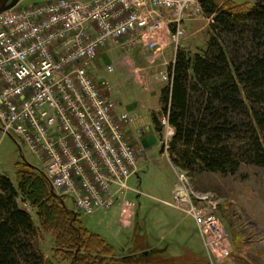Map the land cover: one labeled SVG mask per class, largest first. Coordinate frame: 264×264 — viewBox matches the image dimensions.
Segmentation results:
<instances>
[{
    "label": "built area",
    "instance_id": "2783aa9c",
    "mask_svg": "<svg viewBox=\"0 0 264 264\" xmlns=\"http://www.w3.org/2000/svg\"><path fill=\"white\" fill-rule=\"evenodd\" d=\"M199 3L47 0L0 14V130L14 133L43 167L51 189L71 199L79 214L116 207L127 228L136 210L127 194L137 193L128 182L137 175L138 158L126 133L136 120L119 112L107 85L93 79L95 58L111 43L156 54L166 39L177 48L187 22L203 15ZM161 79L168 82L169 75ZM160 126L167 148L173 129L165 117ZM188 188L180 175L166 204L194 221L206 247L225 253L220 219L207 212L210 196L191 197Z\"/></svg>",
    "mask_w": 264,
    "mask_h": 264
},
{
    "label": "trees",
    "instance_id": "16d2710c",
    "mask_svg": "<svg viewBox=\"0 0 264 264\" xmlns=\"http://www.w3.org/2000/svg\"><path fill=\"white\" fill-rule=\"evenodd\" d=\"M199 4L210 21L208 41L193 54L176 50L152 122L167 119L173 129L169 159L188 176H234L241 166L264 169V0ZM15 168L16 184L0 173V264H63L45 256L44 234L68 252V264L134 263L135 253L115 258L112 245L60 204L65 197L51 195L42 170L26 163Z\"/></svg>",
    "mask_w": 264,
    "mask_h": 264
},
{
    "label": "rangeland",
    "instance_id": "374dc122",
    "mask_svg": "<svg viewBox=\"0 0 264 264\" xmlns=\"http://www.w3.org/2000/svg\"><path fill=\"white\" fill-rule=\"evenodd\" d=\"M46 1L20 0L18 6L27 7ZM254 1L232 0L237 4L250 5ZM193 19L199 20L200 24L195 27L188 24L185 29L187 40L199 52L206 46L203 40L208 41L210 21L203 15ZM164 42L168 41L165 39ZM168 46L175 53L179 48L160 42L161 51ZM156 55L144 48H127L121 47L120 43H111L101 50L91 66L93 79L97 84L107 85L106 92L111 100L117 102L119 109L134 105V114L142 113L144 120L139 138L132 142L138 158L137 175L128 182L137 193L127 194V198L136 204L138 219L134 216L132 223L124 228L114 207L107 213L80 214L83 226L112 245L116 249L115 258L135 253L133 264H264V169L241 166L234 176L211 173L188 176L172 165L168 146L166 148L169 138L160 125L153 124L152 114L156 113L149 114L159 103L161 89L169 83L161 79V75L168 74V71L167 67L158 66L160 54ZM151 57L153 62L149 63ZM170 59L171 56L164 57V62ZM107 66L112 68L111 72L107 71ZM16 163L43 170L12 131L8 134L0 131V173L13 184H16ZM180 175L188 178L187 191L191 197L193 194L198 198L210 196L211 205L207 212H214L220 219L225 253H221L219 247H206L194 221L166 204L172 202ZM192 199L197 204L195 198ZM64 204L69 210H75L71 199L65 198ZM21 208L35 216L34 210L28 206L21 205ZM42 249L46 257L68 264V252L56 248L50 234H44Z\"/></svg>",
    "mask_w": 264,
    "mask_h": 264
},
{
    "label": "crops",
    "instance_id": "0c3cea01",
    "mask_svg": "<svg viewBox=\"0 0 264 264\" xmlns=\"http://www.w3.org/2000/svg\"><path fill=\"white\" fill-rule=\"evenodd\" d=\"M200 21L199 20H196V19H193V20H190V21H188L187 22V24L186 25H199L200 23H199ZM195 27V26H194ZM205 27H202V29H204ZM204 42H205V44H206V42L207 41H205V40H203ZM163 44H167V45H169V43L168 42H164L163 41ZM166 46V45H165ZM170 48V46H168L167 48H165L164 49V47H163V50L161 51V52H159V54H154V55H156V56H160V61H161V63L160 64H158V66H161L162 68H164V69H166V67L168 68V66L170 65V64H172L173 63V61H174V56H175V52H174V49H169ZM179 48L180 49H183V50H186V51H188V52H190V53H195V52H197L196 50H197V48H194L193 49V44H191L190 42H189V40H187V32H186V36H185V38L180 42V44H179ZM205 48V47H204ZM204 48H202L201 50H203ZM153 56V55H152ZM168 56H171V59H170V61L169 62H164V57H168ZM153 58H154V56H153ZM148 62L149 63H151V62H153V59H152V57L148 60ZM109 97H110V95H109ZM157 99H158V97H157ZM155 100H156V95H155ZM115 102V101H114ZM145 102V101H144ZM142 103V107H144V105H145V103ZM117 103V102H116ZM155 105H156V102H155ZM136 109V107H134V105H130V106H128V107H126V109H119V106H118V111L119 112H121V111H123V110H126V111H128V112H130L134 117H135V120H136V122H135V124H134V126H132V127H130V128H128L127 129V138H128V140L130 141V143L133 145V140H137L138 138H139V130L141 129V127L143 126L142 124V122H143V120H144V117H143V114L142 113H138L137 115L136 114H134V110ZM149 110V109H148ZM159 110H160V104L158 103L157 105H156V107L153 109V110H150V115H151V112L153 113H158L159 112ZM161 118V117H160ZM134 147V146H133ZM138 217V213H137V211H136V214H135V218L136 219H138L137 218Z\"/></svg>",
    "mask_w": 264,
    "mask_h": 264
},
{
    "label": "water",
    "instance_id": "95a60500",
    "mask_svg": "<svg viewBox=\"0 0 264 264\" xmlns=\"http://www.w3.org/2000/svg\"><path fill=\"white\" fill-rule=\"evenodd\" d=\"M19 2L20 0H0V14L15 8L19 4ZM50 193L54 198H59L52 189ZM60 204L64 206V202L61 199H60ZM69 213L71 215H75L73 210H69Z\"/></svg>",
    "mask_w": 264,
    "mask_h": 264
}]
</instances>
